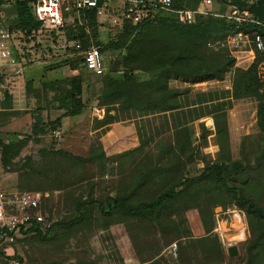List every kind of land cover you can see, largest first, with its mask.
<instances>
[{"label":"rangeland","instance_id":"374dc122","mask_svg":"<svg viewBox=\"0 0 264 264\" xmlns=\"http://www.w3.org/2000/svg\"><path fill=\"white\" fill-rule=\"evenodd\" d=\"M255 1L239 0L245 5ZM227 3L229 0H214L213 9ZM0 15L4 24H13V0H2ZM96 23L95 32L91 31L78 14L69 12L57 36L37 34L26 43L31 47L25 64L41 65L39 75L64 69V73L83 80L85 126L81 138L70 141L68 149L58 146L63 143L62 136L54 138L47 131L48 145L37 147L30 141L5 168L0 163V191L45 195L41 206L53 223L74 219L77 206L84 219L67 228L53 227L45 238L26 237L13 248L14 260L18 264H264V218L248 215L229 194L212 185L199 184L201 189L195 188V194L181 195L178 203L161 214L162 227L150 218L113 215L105 219L100 215L97 203H104L105 197L129 195L127 206L148 201L178 181L180 175H198L203 162L226 164L228 186L237 187L243 197L264 208V130L257 125L259 101L233 100L230 95L233 69L243 57H237L221 78L199 83L170 72L160 74L157 66H149L146 73H134L128 102L101 106L103 116L96 118L92 108H100L96 102L99 90L124 70L121 50L100 51L99 75L84 69L85 51L103 45L112 36L109 25ZM164 33L152 24L145 43L161 41ZM219 39L213 35L207 42ZM207 42L197 55L205 64L222 55L209 49ZM71 63L73 70L69 69ZM190 65L198 70L197 63ZM52 84L55 93H64L65 81ZM29 89L35 93L31 85ZM165 101L174 109L170 106L168 111H159L167 106ZM6 121L5 117L0 119V142L4 145L7 134L21 135L23 131L18 128L20 123L12 128ZM136 147V151L120 155ZM41 149L62 150L87 162L71 167L62 158L39 155ZM233 162L239 164L235 170L230 167ZM166 213L171 214L168 230L163 229ZM220 225L226 227L222 228L226 238L219 232ZM170 229L177 231L178 239H171ZM235 232L238 235L233 237ZM230 246L235 249L234 257L227 255ZM0 264H11V259L0 258Z\"/></svg>","mask_w":264,"mask_h":264},{"label":"trees","instance_id":"16d2710c","mask_svg":"<svg viewBox=\"0 0 264 264\" xmlns=\"http://www.w3.org/2000/svg\"><path fill=\"white\" fill-rule=\"evenodd\" d=\"M173 1L175 6H178V2H180L181 6L185 0ZM198 1L199 0H192L191 6L194 8ZM212 1L214 2V0ZM222 1L224 2V0ZM1 4L2 0H0V5ZM227 6L246 9L255 20L260 22L261 26L256 28L246 25L235 27V24L226 22L223 19L202 17L198 15L195 16L194 20L189 24L178 23L169 16H156L135 26L124 23L120 28L113 27L110 31L112 36L109 40L103 45H96V48L99 53L100 51H123L120 65L123 66L124 70H122L120 77L118 76L110 80L108 79V84L101 87L96 97L98 106H108L109 104L120 103L122 101L128 102L130 100V92L135 83L134 73H146L149 71V66H157L156 68L159 70L158 72L160 74L170 72L183 76V78L188 79L192 83L221 78L224 72L233 67L234 60L225 51H221L220 53L222 55L212 59L209 64H205L202 60L197 59L198 52H202L208 39L213 37V35H216V37L221 40L229 33L236 31L243 33L257 31L264 35V0H256L250 5H245L244 3L239 2V0H229V3L225 6L220 9L218 8L219 12H224ZM13 9V24L8 26L9 29L12 32H20L26 43L27 41L31 42L34 38L32 34H35L39 27V23L35 20L31 11V0H13ZM78 15L79 18L86 23L87 27H89L91 31H94L97 25L94 10H82ZM152 24L164 30L165 33L161 41L147 44L145 43V39L147 38L146 31L152 26ZM75 38H73V40ZM190 62L197 63V71L199 72L191 67ZM258 62L259 58H256L254 62L246 68L235 67L233 69L234 73L230 95L233 100L252 98L259 101L256 112L257 125L260 129L264 130V88L260 86L256 75V65ZM117 66H119V62L116 64L114 63L113 69L115 70ZM188 66H190L191 69H189ZM72 68H74L73 64L71 67L69 66L70 70H73ZM65 83L67 85L65 100L69 101L70 107L66 109L64 116H76L80 113V110L83 107L81 102V78L79 76H72L67 78ZM163 105L167 106H162L159 111H168L171 109L170 106L174 109L173 105L168 104L167 101H165ZM148 109H150V107L147 108V110ZM56 127H59V118L51 123H47L45 132L53 131ZM30 138V135L17 136L15 138L13 137L14 141L10 139L5 145L0 142V163L2 167L5 168L8 162L13 157L17 156L19 151L24 148ZM137 149L138 147L130 151H125L120 155L129 154ZM38 154L41 156L50 155L62 158L70 163L71 167H81L83 163L87 162L85 158L73 156L58 149H41L38 151ZM101 157L110 160L108 157H104L103 153H101ZM236 165L239 164L233 162L230 164V167L235 170ZM226 169V164L203 162V167L198 175L193 177L180 175L178 181L172 183L166 190L159 192V194L153 199L127 206L125 205V201L126 199L128 200L129 195L126 198H118L116 196L105 197L104 203H97V210L105 219H110L113 215L127 219L136 217L150 218L157 222V226L162 227L163 224L160 223V220H163L161 214L165 213L166 209L170 208V205L178 203L181 195H186L192 191L193 194H195L194 189H201V187H198L200 184L212 185L213 188L220 190L222 193L229 194L230 200L234 204L239 205L245 213L263 219L264 208L257 207L253 204L252 200L243 197L237 187L228 186L225 177ZM40 209L42 213L46 214L47 219H50L48 213L44 211V207L41 206ZM78 209L79 206L76 207L77 215L74 219L65 223H52L48 232L44 234L35 230L33 234H28L29 232H27L26 237L32 236L40 239L45 238L53 227L67 228L79 223L82 220V215L81 213H78ZM115 209L116 211H114ZM170 215L171 214L169 213L165 214L166 219L165 225L163 226L164 230H168L169 225H172L168 221L170 220ZM169 231L172 240L178 239L176 230L170 229ZM214 242L216 244L218 243L216 239H214ZM254 244L257 243L254 242ZM228 257L234 256L228 255ZM0 258H3L1 253ZM8 259H14V257L12 256L7 258V260ZM217 264H220V262H217Z\"/></svg>","mask_w":264,"mask_h":264},{"label":"built area","instance_id":"2783aa9c","mask_svg":"<svg viewBox=\"0 0 264 264\" xmlns=\"http://www.w3.org/2000/svg\"><path fill=\"white\" fill-rule=\"evenodd\" d=\"M175 6L173 0H31V11L39 27L35 34L55 37L64 27L65 15L69 12L78 14L82 10H94L95 17L109 26L120 28L124 23L135 26L156 16H169L181 24H189L195 16L213 17L239 26L260 27L246 9L227 6L224 12L213 9L212 0H199L193 8L192 0H185ZM207 47L214 52L225 51L235 61L243 57L247 67L259 58L256 65L258 82L264 88V35L257 32H231L219 41L207 42ZM20 32H12L2 22L0 15V66H20L30 53ZM249 54V58H246ZM83 67L95 75L102 72V59L97 48L89 47L83 54ZM238 67L237 65H235ZM242 68V67H240ZM246 68V67H244ZM58 137L57 131H52ZM45 198L39 192L0 191V253L3 258L13 256L16 247L34 230L44 234L53 221L41 212V201ZM11 264H18L11 260Z\"/></svg>","mask_w":264,"mask_h":264},{"label":"crops","instance_id":"0c3cea01","mask_svg":"<svg viewBox=\"0 0 264 264\" xmlns=\"http://www.w3.org/2000/svg\"><path fill=\"white\" fill-rule=\"evenodd\" d=\"M96 19L101 22V19ZM110 27L111 29L113 28V26H109L108 28L110 29ZM243 62L237 63V66L242 68L247 67ZM25 63L26 62L24 61L17 67L0 66V119H2V117L7 118L8 121H6V125L8 127L13 128L14 126L16 127V123H20L18 128H23L21 135L10 133L7 134V138L10 140L13 137L15 138L17 136L20 137L25 136L24 134H28L31 138L27 141L25 146L30 141L31 144H35L37 147L46 146L48 145L47 131L45 132L46 124L59 118V127H56L53 131H57L59 134L56 138H59L60 136L63 138L61 139L63 143H59L58 146H61V148L66 146L68 149L72 146L70 141L76 142L81 138V128L84 129L85 126V121L82 120V118L84 114L86 115L87 106H85L83 99V80H81V102L83 107L81 108L80 113L76 116H64L66 109L70 107L69 101L65 100L67 85H64L65 91L62 95L59 94V92L55 93V90L51 87L53 85L52 83L56 81L60 82L61 80L65 81L67 78L74 75H70V72L67 74L64 73V69L57 71V73H54L55 71L53 70L40 73L39 75L38 71L42 69L41 65L36 64L33 66H26ZM30 85L32 86V89L35 90V93L33 94L29 89ZM92 110V114L96 116V118H101L103 116V108L93 107ZM90 114L91 113L89 112V115ZM107 125L109 124L102 125L98 127V129H93L92 132H96L100 130L101 127L104 128ZM50 132L52 135V131ZM66 138L69 141H66ZM81 215L83 220L84 215ZM7 258L2 259L7 260Z\"/></svg>","mask_w":264,"mask_h":264},{"label":"bare ground","instance_id":"6f19581e","mask_svg":"<svg viewBox=\"0 0 264 264\" xmlns=\"http://www.w3.org/2000/svg\"><path fill=\"white\" fill-rule=\"evenodd\" d=\"M247 56L249 57V54H247ZM225 226H223V225H220V227H219V232H220V234L223 236V237H225L226 238V232H223V229L222 228H224ZM229 228V227H228ZM225 229H226V227H225ZM230 233V232H229ZM237 236L238 235V233L237 232H235V234L233 235V237L234 236ZM228 238V237H227ZM230 238V237H229ZM228 238V239H229Z\"/></svg>","mask_w":264,"mask_h":264},{"label":"water","instance_id":"95a60500","mask_svg":"<svg viewBox=\"0 0 264 264\" xmlns=\"http://www.w3.org/2000/svg\"><path fill=\"white\" fill-rule=\"evenodd\" d=\"M227 254L229 256H235V249H234L233 246H230V247L227 248Z\"/></svg>","mask_w":264,"mask_h":264}]
</instances>
